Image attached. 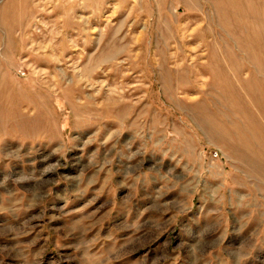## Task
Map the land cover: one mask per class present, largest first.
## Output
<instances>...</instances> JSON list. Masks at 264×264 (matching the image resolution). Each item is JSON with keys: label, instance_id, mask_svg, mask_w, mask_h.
I'll return each mask as SVG.
<instances>
[{"label": "rangeland", "instance_id": "374dc122", "mask_svg": "<svg viewBox=\"0 0 264 264\" xmlns=\"http://www.w3.org/2000/svg\"><path fill=\"white\" fill-rule=\"evenodd\" d=\"M0 264H264V0H0Z\"/></svg>", "mask_w": 264, "mask_h": 264}]
</instances>
